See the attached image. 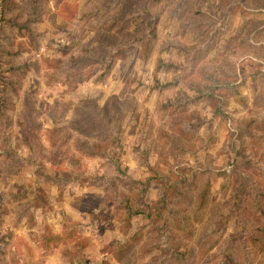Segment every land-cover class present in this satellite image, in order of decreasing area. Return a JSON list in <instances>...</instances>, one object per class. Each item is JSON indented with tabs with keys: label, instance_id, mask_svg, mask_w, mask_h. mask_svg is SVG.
<instances>
[{
	"label": "rangeland",
	"instance_id": "obj_1",
	"mask_svg": "<svg viewBox=\"0 0 264 264\" xmlns=\"http://www.w3.org/2000/svg\"><path fill=\"white\" fill-rule=\"evenodd\" d=\"M263 80L264 0H0V264H217L239 174L264 185ZM34 200L56 219L38 231Z\"/></svg>",
	"mask_w": 264,
	"mask_h": 264
},
{
	"label": "trees",
	"instance_id": "obj_2",
	"mask_svg": "<svg viewBox=\"0 0 264 264\" xmlns=\"http://www.w3.org/2000/svg\"><path fill=\"white\" fill-rule=\"evenodd\" d=\"M35 9L34 6H31L30 8V12L31 14H33ZM116 14V13H115ZM118 16H113V18ZM112 18V19H113ZM115 20V21H116ZM7 21H9L7 19ZM11 25H14V22L11 21L10 22ZM18 25V24H16ZM18 68H21V65L18 66H14L13 68H11V71L15 72ZM252 78H256L255 75L253 74L251 76ZM10 82V80L8 81V83ZM263 86H264V80H263ZM262 88L259 91L258 94H256V98H259L262 94ZM263 100V99H262ZM258 116V115H257ZM261 120L257 119H248L247 121H245L244 123H241L239 125V129H241L244 133H246L247 135H249L250 137H252L255 134V131L252 129V126L255 125L259 126L262 124V122H260ZM245 164H246V168L247 169H257L258 164L255 160L251 159L250 157L246 156L245 158ZM264 172V170H262V173ZM254 181L250 180L248 178V176L246 175H240L238 176L237 179V186L234 188L233 193H232V204L234 206V209L236 210L237 214H236V218H237V222L240 225V232L237 236H226L223 239V244L222 247L220 249V258L218 260L217 264H244L245 261L247 260V254L249 253L248 246L247 243L250 242L248 241V239H250L251 241H256V237H254L251 233H247L245 234V232L243 231V229H245L246 227V223H245V218L244 216L246 214H251L252 216H254L255 218H259L260 220L263 219V223H259L260 228L258 229H254V230H258L259 232L263 233L264 232V216L262 218V211L263 208L261 207V205L259 204V200L256 201L255 198L256 197H263L264 196V185H261L260 183H257L258 185L254 186L253 185ZM260 188V190H258ZM207 193H208V183L205 185V187L203 188V190L201 191V196L199 198H197V200L199 199V201H201V204L205 203V199L207 198ZM249 202H255V204L257 205V208L254 210H251L249 208ZM130 217H131V212L128 209V214L125 217L126 221H130ZM179 229L180 232H183L185 234H189L190 235V230L189 228L182 222L183 218H179ZM228 219L226 217H224L220 222H219V230H220V234L222 233V235L225 233L226 231V223H227ZM248 231L252 230L251 228L247 229ZM252 230V231H254ZM139 232H135L134 235H138ZM219 234V235H220ZM112 247V246H111ZM108 248V249H104L102 252L105 253H110L112 255L117 256L118 253H122L123 251L127 250V245L126 244H119L117 245V249H112V248ZM170 247V246H169ZM168 248V247H167ZM165 250V249H164ZM169 257L174 258V259H180V261L184 262L187 259L190 258L191 255V250L190 249H184V250H178V249H174L172 248L169 252H168ZM242 260V262H241ZM101 264H110L107 260H102Z\"/></svg>",
	"mask_w": 264,
	"mask_h": 264
},
{
	"label": "crops",
	"instance_id": "obj_3",
	"mask_svg": "<svg viewBox=\"0 0 264 264\" xmlns=\"http://www.w3.org/2000/svg\"><path fill=\"white\" fill-rule=\"evenodd\" d=\"M28 166V165H27ZM30 167V166H29ZM29 167H26V166H23V167H21V170H23V169H27V168H29ZM34 172H37V168L36 169H34ZM38 173V172H37ZM34 173H30V174H28L30 177H32V176H34L33 175ZM30 205H32V204H34V205H32L33 207L32 208H34V210H35V213H34V219H33V222H31L30 224L32 225H34L33 227H32V229H33V231H38L37 229L39 228V226H40V224H41V222H43V221H45V222H47L48 220H50V218L52 219V222L53 223H55L56 222V219H55V217H54V215H50V214H42L43 212H41L42 210L40 209L39 210V203L36 201V200H34L33 202H30L29 203ZM55 204H56V199L54 198L53 200H52V206H55ZM57 215V214H56ZM66 218H68V216H65ZM69 218L71 219V221L69 222V223H72V224H74V223H76V222H84V221H86V217H84V216H81L80 214H75V213H71V214H69ZM26 219L27 218H25V217H23L22 219H21V223H24V221H26ZM68 223V222H67ZM45 235H47L48 236V238H47V243H45L46 244V246H49V245H51V244H53L52 242H54V243H56V242H58V241H60V239H61V237H62V234H59V232L57 231V230H55V231H53L52 233H49V232H46L45 233ZM44 236V235H43ZM16 237H17V235L16 234H14V237H13V243H14V240L16 239ZM68 237H69V235H68ZM71 238H73V239H75V237L74 236H71ZM75 241H76V239H75ZM26 243V242H25ZM53 245H56V244H53ZM89 245V244H88ZM88 245H84L86 248L88 247ZM28 246H30V247H34V243H32V241L31 240H29L28 241V243H26V250L28 249ZM14 247V246H13ZM56 247V246H55ZM16 251L19 253V250H18V248H16ZM21 251H22V249H21ZM21 262V261H20ZM78 262V261H77Z\"/></svg>",
	"mask_w": 264,
	"mask_h": 264
}]
</instances>
